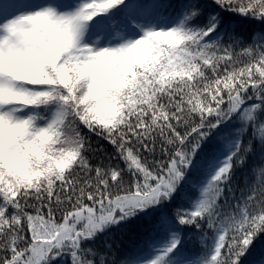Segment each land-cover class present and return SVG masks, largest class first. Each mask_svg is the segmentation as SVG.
I'll return each instance as SVG.
<instances>
[{"label":"snow or ice","instance_id":"snow-or-ice-1","mask_svg":"<svg viewBox=\"0 0 264 264\" xmlns=\"http://www.w3.org/2000/svg\"><path fill=\"white\" fill-rule=\"evenodd\" d=\"M0 264H264V0H0Z\"/></svg>","mask_w":264,"mask_h":264}]
</instances>
